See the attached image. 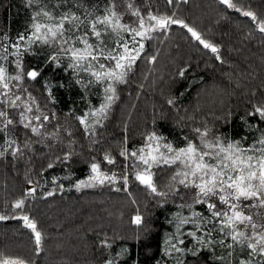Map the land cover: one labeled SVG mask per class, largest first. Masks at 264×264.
Returning a JSON list of instances; mask_svg holds the SVG:
<instances>
[{
    "label": "trees",
    "instance_id": "obj_1",
    "mask_svg": "<svg viewBox=\"0 0 264 264\" xmlns=\"http://www.w3.org/2000/svg\"><path fill=\"white\" fill-rule=\"evenodd\" d=\"M126 1L145 16L147 11L175 14L216 45L220 59L179 25L154 33L152 40L145 41L144 52L128 73L127 82L116 85L118 99L103 126L96 128L94 136H86L76 117L98 107L101 85L85 88L76 83L78 79L87 83L91 77L65 70L67 57H62L60 68H54L47 58L55 49L33 45L23 57L24 70L35 68L41 74L35 81L26 80L25 86L47 113L56 114L47 130L52 132L59 126L60 131L58 138L37 143V138L22 127L12 129L11 136L20 147L26 141L31 142V147L18 158L10 152L0 157V214L29 215L37 222L44 240L37 251L33 234L22 220L0 221V254L23 258L28 264H106L112 259H116V264L163 262L164 240L175 231L168 221L178 211L187 212L177 207L182 204L179 195L154 197L131 176L127 192L116 191L122 187L118 184L77 191L73 185L90 174L93 158L104 170L122 171L124 160L119 151L125 146V137L129 150L139 149L150 132L181 147L186 143L185 137L197 140L194 130L199 128L207 129L210 138L219 136L248 147L264 132V123L248 115L253 105H264V34L250 18L227 9L219 0H174L172 4L166 0ZM113 2L118 4V0H0V44L14 43L20 34L30 33L33 17L42 9L53 15L72 11L83 18L89 11L98 16L107 14L106 9ZM233 2L264 19V0ZM108 37L109 47H113L116 36ZM152 56L156 57L155 62H149ZM182 69L183 77L179 75ZM9 71H14L11 65ZM46 83L55 102L46 93ZM169 99L174 103L168 104ZM69 151L74 153L70 161L56 160ZM105 152L115 156V165L103 162ZM49 163L55 166L49 169ZM155 171V182L167 191L173 169ZM69 175L70 179L64 178ZM54 177L58 178L55 183ZM28 180L37 186L35 198H29L23 210H13L11 204L21 198L29 186ZM61 184L63 191L58 190ZM53 189H57L53 196H44ZM137 213L144 217L143 227L132 223ZM213 236L223 238L220 233ZM105 238L111 248L101 247L100 241ZM228 243L232 242L226 240ZM123 249L127 252L117 258ZM249 252L246 246L228 248L217 244L195 258L185 255L182 259L185 264H239L251 258L252 264H264V257H249ZM176 255L169 257L167 264H175Z\"/></svg>",
    "mask_w": 264,
    "mask_h": 264
},
{
    "label": "snow or ice",
    "instance_id": "obj_2",
    "mask_svg": "<svg viewBox=\"0 0 264 264\" xmlns=\"http://www.w3.org/2000/svg\"><path fill=\"white\" fill-rule=\"evenodd\" d=\"M166 2L172 4L174 0ZM219 3L250 18L256 29L264 34V19L258 18L255 12L237 7L233 0H219ZM115 7L113 2L106 9L107 14L98 16L89 11L83 18L72 11L53 15L42 9L35 13L30 33L20 34L14 43L0 44V140L3 141L0 144V157L10 152L12 157L18 158L23 155L24 149L31 147L30 141H26L23 148L20 147L11 136L10 129L17 126L36 137L37 143L58 138L59 126L52 132L47 130V125L56 119V114L47 113L25 86L26 80L35 81L41 74L35 68L24 70L23 57L33 45L55 49L47 58V62L54 68H60L62 57H67L69 63L65 70L71 69L77 75L87 73L91 77L87 83L79 79L76 81L83 87L105 85L103 100L99 106L76 117L86 136H94L96 128L103 126L112 104L118 99L116 85L127 82L128 73L144 52L145 41L152 40L154 33L179 25L203 48L216 54V59H220L219 48L203 39L201 33L187 22L177 19L175 14L157 15L147 11L145 16L139 9L132 11L133 5L129 3L128 10L137 17L135 26H132L121 22V14L115 11ZM40 17L45 20L41 22ZM122 33H128L129 38L125 39ZM113 34L119 39L114 41L113 47H109L106 37ZM101 60L109 63H102ZM155 60V56L149 58V62ZM9 65L14 71H9ZM184 72L185 70H180L179 75L183 77ZM45 88L49 98L55 102L51 87L46 83ZM173 103L172 99L168 100V104ZM248 115L264 123V105H253V111ZM194 131L197 133V140L185 137L186 143L181 147H175L164 136L150 132L139 149L129 150L125 137V146L119 151V156L124 160L122 171H105L101 163L93 158L89 164L90 174L86 179L77 181L73 187L79 191L105 184H118L122 187H117L116 191L127 192L131 176L152 196L161 199L179 193L181 188L191 191V202L177 205L181 210L187 209V212L178 211L168 221L175 226V231L165 238L162 249L164 260H158L157 264H167V259L174 254H178L174 258L175 264H185L182 259L185 255L195 258L205 249H214L217 244L228 248L234 245L246 246L250 250L249 257H264V132H261L251 146L242 147L240 141H228L219 136L209 139L207 129L201 131L197 128ZM67 135L71 136L72 133L67 132ZM96 142L93 140V143ZM73 155L71 151L65 152L56 160L68 162ZM103 162L115 165L116 158L110 152H105ZM54 166V163L47 165L49 169ZM161 168L173 169L167 191L161 190L155 182V170ZM64 178L71 177L69 175ZM57 179L54 177L53 183ZM27 183L29 187L21 198L11 204L13 210H23L26 201L35 198L37 186H33L32 180ZM58 190L63 191L64 186L59 185ZM56 191L57 189L48 191L44 196H53ZM196 206H202L204 210L201 211ZM8 219L22 220L23 226L33 234L36 250H41L44 235L38 230L34 219L27 214H0V221ZM132 223L143 227L144 217L137 213ZM213 233H220L223 238L215 239ZM226 240L232 243L226 244ZM100 245L103 248L112 247L107 238L101 240ZM126 252L127 249H123L116 254L117 258ZM0 264L28 262L20 257L0 254ZM106 264H116V259L107 260ZM239 264H252V260H241Z\"/></svg>",
    "mask_w": 264,
    "mask_h": 264
},
{
    "label": "rangeland",
    "instance_id": "obj_3",
    "mask_svg": "<svg viewBox=\"0 0 264 264\" xmlns=\"http://www.w3.org/2000/svg\"><path fill=\"white\" fill-rule=\"evenodd\" d=\"M128 4H129V2L126 1V0H118V4L115 3V5H116L115 11H117L118 13L121 14V22L122 23L135 26V21L137 20V17L133 16L131 14V11L128 10V8H127V5ZM132 11H134L133 8H132ZM121 35L125 39H128L129 38V34L128 33H122ZM118 39H119V37H116L115 40H113V42L116 41V40H118ZM106 40L108 41V44L111 42V38L110 37H107ZM101 62L102 63H109L108 61H103V60H101ZM85 74H87V73H85ZM99 85H101V89H102V93L100 94V97L98 99V103L100 104L102 102V100H103L104 87H105V85H102V84H99ZM114 103L112 104V106L114 105ZM112 106H111V108H112ZM47 127H50V125L48 124ZM10 134H12V129H10ZM208 138L209 139H213V138H210V137H208ZM102 169H104V168L102 167ZM114 170L115 171H118L117 169H114ZM105 171H109V169H107ZM176 194L179 195V198H180L181 203H190L191 202V196H192V192L191 191H187V190H184V189L181 188L180 192L179 193H176Z\"/></svg>",
    "mask_w": 264,
    "mask_h": 264
}]
</instances>
